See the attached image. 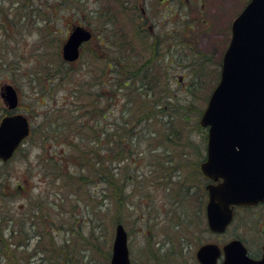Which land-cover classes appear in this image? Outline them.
<instances>
[{"label": "rangeland", "instance_id": "1", "mask_svg": "<svg viewBox=\"0 0 264 264\" xmlns=\"http://www.w3.org/2000/svg\"><path fill=\"white\" fill-rule=\"evenodd\" d=\"M32 1L0 0V88L11 84L17 89L18 112L28 116L35 131L10 161L0 162V213L7 217L13 210L15 225L24 223L14 241L28 239L27 248L18 249L17 255L25 252L29 264H109L117 223L128 234L131 264H199L196 251L201 245L222 247L234 233L255 252L262 237L254 230L243 231L264 224V217L259 222L257 211L242 212L236 230L211 233L205 215L208 181L200 171L207 143L200 117L220 78L231 23L249 0H125L123 12L124 0ZM110 15L116 17L114 22L108 20ZM77 25L90 29L94 37L79 59L68 64L61 48ZM122 25L125 30L129 25L130 34L135 25L141 27L144 49L137 51L143 62L150 61V42L156 39L149 26L166 41L172 30L176 36L168 42L171 47L165 45L151 59L157 71L145 78L152 80L146 86L153 89L140 88L129 97V87L124 86L116 104L105 103L96 100L93 88L106 77L112 86L115 74L102 75L106 54L97 48V40L105 30L112 36ZM125 39L123 53L133 58L131 41L127 35ZM114 52L111 58L120 54ZM137 86L139 81L133 89ZM80 101L110 110L97 120L96 145L87 139L93 133L86 110L71 112ZM127 129L135 135L131 141ZM120 136L125 142L116 147L113 141ZM73 138L76 146L67 150ZM77 147L105 149L109 158L125 149L113 172L121 197L102 182L78 186L67 181L65 173L73 169L65 170L58 153H75ZM20 183L23 188L13 191L12 199L4 194L5 185ZM221 261L222 256L218 264Z\"/></svg>", "mask_w": 264, "mask_h": 264}, {"label": "water", "instance_id": "2", "mask_svg": "<svg viewBox=\"0 0 264 264\" xmlns=\"http://www.w3.org/2000/svg\"><path fill=\"white\" fill-rule=\"evenodd\" d=\"M91 32L75 26L64 45L62 59L74 62ZM8 110L19 103L10 84L0 89ZM199 124L208 130L207 158L200 164L204 177L221 183L206 185L208 229L221 233L231 221L230 205L250 204L264 197V0H250L231 24V38L224 52L220 79L212 91ZM29 135L26 116L16 113L0 120V160L8 161ZM221 264H264L247 256L240 241L222 247ZM221 249L213 243L196 251L199 264H217ZM109 264H131L127 233L115 226Z\"/></svg>", "mask_w": 264, "mask_h": 264}, {"label": "trees", "instance_id": "3", "mask_svg": "<svg viewBox=\"0 0 264 264\" xmlns=\"http://www.w3.org/2000/svg\"><path fill=\"white\" fill-rule=\"evenodd\" d=\"M118 3L120 4V0L118 1ZM61 4H65V0H62ZM125 5L126 3L124 0L123 3L121 4V9H123L121 10V12H123L124 10L127 11V7H125ZM112 18L115 19L116 17H112L110 15L108 17V20L114 22ZM109 27L110 26H108L107 28ZM114 31H113L114 33L116 32L119 33L118 34L113 33L112 36L111 35L108 36V32H106L105 30V32L102 33L103 35H101L97 40L98 41L97 48L99 50L104 51L106 54V56L102 59V66L104 70L102 71L103 72L102 75H105V73L108 74V72L115 74L113 78V85H112L113 88L112 86L110 87L114 93L113 102L114 104H116V98L118 97V95H123V93H121L119 89L123 88L124 86L129 87L128 88L129 97H131V95L134 92L138 91L140 88L146 90L153 89L152 86H150V88L149 86H146V81H148V83L152 81L149 79V77L148 79H146L147 74L151 75L152 72L155 73L157 71L156 69H153L154 67H151V62L153 59H155L156 56L159 55L158 50L164 48L165 45H168L170 38L167 41L164 40V38H162V40L155 39L153 42H150L151 45L149 46V51L152 52L151 54L152 60L150 59L149 62L147 60L143 62V61H139L138 59L139 53L144 49L143 44L142 45L140 44L143 41H145V37L142 35L141 27L135 25L132 34H130L129 25L126 30L122 25L120 30L116 31V29H114ZM126 35L129 38V41H131V43L128 42V46H129V51L130 53H132L133 58H131V56L128 58V56L123 53V49H125V46L127 45L125 39ZM109 49L111 51H109ZM112 50L115 51L114 53H120V54L114 58H111L110 52H112ZM137 50H141V51H137ZM138 64L140 66H138ZM138 81H139V86H137L136 90H134L133 87L137 85ZM108 82L109 80H106V78L104 79L100 78L97 81V84L98 83L102 84L101 86H103L104 88L107 87ZM162 87L164 88L165 85H162ZM101 97L103 96L99 95V98ZM93 102H97V101H93ZM104 102L107 103V101ZM99 103H101V101H99ZM75 104L77 105V102ZM78 105L79 108H77L76 106V108L71 112L80 110V112L83 113L84 109L86 110L87 120L90 119L92 122V125H90L91 127L90 133H93L91 134V136H88L87 139L91 145H96L97 142H99L100 140V138H98L100 132H98L97 129V120L100 121L102 117L105 118L103 112L109 114L110 110L109 108H107L106 111L104 110L102 111L98 106H95L96 104H93L92 101H87L86 103L80 101ZM0 109L3 112V114H1L2 116L8 114V111L4 107L1 108L0 106ZM174 110L176 109H173V111ZM2 116H0V118ZM146 119L150 121V117ZM137 120L139 121L142 119L140 118ZM67 121L68 120H65V123ZM130 121H132V119ZM51 126L53 125L51 124L50 127ZM127 132L129 134L128 139L129 141H131L133 137H135V135L134 133H132L133 132L132 129L131 130L127 129ZM33 134H35V131L34 129H31L30 135ZM53 134L50 135V137L53 136ZM75 138H77L76 132H75ZM113 142L117 147L120 145V143L125 142V139L121 138L120 136V137H116V139ZM75 146L76 144L74 143V138H73V145L72 147H68L67 150H70L71 148L73 149ZM94 149H95L94 151H92L93 149L87 151L82 148L79 150L77 147L75 153L71 151H69L70 152L69 153L66 151V149H63L62 153L60 154L58 153V156H60L66 168L65 170L70 168L73 169L71 171L66 172L64 177L67 179V181L71 180L72 182L76 183V185L78 186L85 184V182H89V183L99 182V184L98 183L96 184L97 186L100 185V182H102L101 183L102 186L112 188L114 196L121 197L123 191H120L119 187L121 186H119L116 183L117 180L116 179L113 180V172L114 170L119 169L117 165L119 164V161H121L120 158L123 157L121 155L125 154L124 151L125 149L122 148V150H118L120 151V153L115 154L114 155L115 158H113V156L109 158V152H107L105 149H101V148L100 149L94 148ZM130 154L132 155V153ZM54 161L56 162V160ZM2 164H6V163H2ZM5 188L7 189V192L4 194L7 195L8 197H11L12 199L14 195L13 191H17L23 188V186L22 183H20V186L16 184V186L13 188H11L9 185H5ZM35 212L37 211L35 210ZM13 213L14 212L12 210L7 217L2 216V214L0 213V264H23L20 260H22L24 263L29 264L27 258L29 256H26L25 252H20L21 254L17 255L18 249L27 248L28 244L25 241L28 239L24 238V239H20L17 242L14 241L15 235H18V233L23 232L22 226L24 225V223H18L17 225H15V220L13 219ZM16 226H19V228L17 229Z\"/></svg>", "mask_w": 264, "mask_h": 264}, {"label": "flooded vegetation", "instance_id": "4", "mask_svg": "<svg viewBox=\"0 0 264 264\" xmlns=\"http://www.w3.org/2000/svg\"><path fill=\"white\" fill-rule=\"evenodd\" d=\"M142 1H143V3H145L146 0H142ZM140 11L142 13V17L139 18L140 22H142L141 25H143V24L146 25L147 22L144 20V18H145V11H144V9L142 7H141ZM168 11H169L168 17L169 18H172V15H174V13L172 12L170 6H169ZM148 28H149V31H150L151 35L152 36H155L156 40H162V38H164L162 35H160L158 33H155L154 30H152V28L150 26ZM175 36H176V31L172 30L169 38L172 40ZM168 46L171 47L172 46V42H170V44ZM83 47L84 46H81L80 47V53H81V50H82ZM106 80H111V79H109L108 77H106ZM101 85L102 84H99L98 83L96 85V88L97 89H94L93 88L94 92L97 93L96 94V98H97V95H102L103 96L101 98H97L96 100H101L102 101L104 99L105 101H113L114 93H113V90L111 89V87L107 85L108 87H104L103 88V86H101ZM206 132H207V130H206ZM207 141H208V136H207ZM206 155H207V143H206L205 159H206ZM222 181L223 180L221 178H219L217 181H214V183L217 184V183H221ZM209 183H210V181L207 182V184H209ZM207 198H208V193H207ZM205 208H206V205H205ZM229 208L231 209V212H232V219L229 222V224L226 226L225 230L222 233H220L219 235L226 234L228 232V230H230L232 227H233V230H236V227H237V219L239 217L238 215L241 214L242 212H247L248 213V211L249 212L250 211H253L254 212V210L257 211V213H256V215L254 217H255V219H257V221L261 222L262 217H264V197L261 198V199H256L255 202H252L250 204H246V203L233 204V205H230ZM250 228H251L250 226H247V229H245L243 231V233L244 232H247L248 230L249 231H251V230L253 231L254 230L255 233L258 236H261L262 237V239L259 238V240H260V242L262 244L257 247V249L255 250V252H251L250 248H248V246L245 244V241H246L245 238L239 237V236L235 235V233L233 234V236H231L229 238V240L225 244H227V243H229L230 241H233V240H238L245 247L246 253H247V255L250 258H252L254 260H260V259H262L263 255H264V224L257 226V224L254 223L253 227L251 229Z\"/></svg>", "mask_w": 264, "mask_h": 264}]
</instances>
